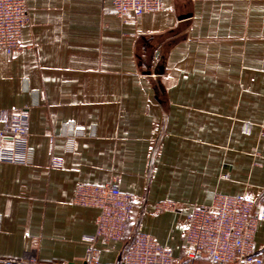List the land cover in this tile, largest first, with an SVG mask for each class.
Listing matches in <instances>:
<instances>
[{
    "label": "crops",
    "instance_id": "1",
    "mask_svg": "<svg viewBox=\"0 0 264 264\" xmlns=\"http://www.w3.org/2000/svg\"><path fill=\"white\" fill-rule=\"evenodd\" d=\"M27 7L22 50L0 51V128L25 114L29 131L0 142V264H80L92 245L121 264L139 233L183 264L188 212L219 189L261 200L264 0H167L126 24L112 0ZM111 182L137 202L124 239L104 242L99 210L73 198ZM165 201L177 210L156 212ZM254 241L264 259V221Z\"/></svg>",
    "mask_w": 264,
    "mask_h": 264
},
{
    "label": "built area",
    "instance_id": "2",
    "mask_svg": "<svg viewBox=\"0 0 264 264\" xmlns=\"http://www.w3.org/2000/svg\"><path fill=\"white\" fill-rule=\"evenodd\" d=\"M110 13L122 24L144 14L162 11L167 0H112ZM27 0H0V51L9 56L22 50V32L29 23ZM42 99L44 92L40 93ZM6 117L7 112H1ZM28 116L6 132L0 128V142L5 139L23 141L28 136ZM74 204L96 208L99 217L95 238L104 242L122 241L136 205V195L119 190L114 183L106 185H77ZM174 202L156 204V212L176 211ZM264 221V194L260 201L247 196H230L219 189L212 204L196 207L186 215L183 264H195L205 258L210 264H264L257 254L255 234ZM80 264H108L102 262V251L95 245L88 248ZM3 264H40L32 259L28 263L8 258ZM121 264H179L169 244L160 245L152 236L139 233L126 248Z\"/></svg>",
    "mask_w": 264,
    "mask_h": 264
}]
</instances>
